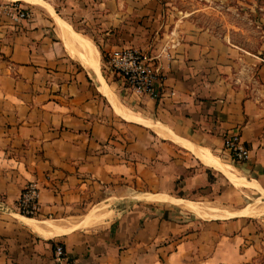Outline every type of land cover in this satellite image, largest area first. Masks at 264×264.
I'll return each mask as SVG.
<instances>
[{
	"label": "crops",
	"instance_id": "crops-1",
	"mask_svg": "<svg viewBox=\"0 0 264 264\" xmlns=\"http://www.w3.org/2000/svg\"><path fill=\"white\" fill-rule=\"evenodd\" d=\"M15 2L30 18L0 14V264H264V214H242L264 207V61L199 26L194 13L169 19L149 0H141L145 28L127 30L115 14L104 31L110 53L141 48L162 73L157 100L106 76L118 99L233 167L248 184L237 188L185 145L124 119L50 13ZM233 133L250 151L241 164L223 148ZM29 182L39 189L34 217L15 210ZM174 200L238 213L202 218ZM111 210L102 223L81 225ZM26 219L61 233L42 235ZM55 245L64 250L60 262Z\"/></svg>",
	"mask_w": 264,
	"mask_h": 264
},
{
	"label": "rangeland",
	"instance_id": "rangeland-1",
	"mask_svg": "<svg viewBox=\"0 0 264 264\" xmlns=\"http://www.w3.org/2000/svg\"><path fill=\"white\" fill-rule=\"evenodd\" d=\"M39 1L41 7L24 5L32 9L39 7L47 12L46 8H49L60 21L67 23L74 31L89 38L98 50L100 72L108 84L111 81L107 80L106 76L110 73L105 67L104 54H108L106 51H109V48L104 47L103 36L104 31L112 30L110 28L112 18L115 14L124 16L123 25L127 30L145 28L144 16H140V12L147 3L142 5L141 0H134L133 3L131 0ZM148 3H151V7L155 6L154 8L168 16L169 19L178 17V13H194L191 17L199 26L209 28L214 35L225 37L231 44L241 48L247 54L260 57L264 61V0H149ZM137 38L144 39L139 36ZM111 53L109 51V54ZM120 98L123 101L118 100L121 104L123 103V106H129L130 101L127 97L120 96ZM203 204L225 209L211 203L204 202Z\"/></svg>",
	"mask_w": 264,
	"mask_h": 264
},
{
	"label": "bare ground",
	"instance_id": "bare-ground-1",
	"mask_svg": "<svg viewBox=\"0 0 264 264\" xmlns=\"http://www.w3.org/2000/svg\"><path fill=\"white\" fill-rule=\"evenodd\" d=\"M16 1V0H15ZM10 1V2H15ZM21 2H24L26 4L32 5V6H39L41 7V2L39 0H18ZM45 8V7H44ZM50 15L54 18L56 24L58 25L60 29L61 37H63L70 45V49L72 52L75 53L76 58L81 62V64L90 71L94 78L96 79L97 83L99 84V88L102 91V93L109 99L111 104L113 105L114 109L126 120L128 121H135L138 123H142L145 126L153 129L159 136L163 138L172 139L174 142L185 145L187 148L192 150L194 154L200 158L203 162L206 164H210L215 166L216 168L222 170L226 176L229 178V181L237 188H241L242 185L248 186L247 183H242V180L237 178L235 175L237 172L234 170L233 167L229 165H224L218 161L214 155H212L208 150L194 147L193 145L186 144L182 142L181 140H178L172 136H169L165 134V132L162 130L160 125L157 123H153L145 120L142 116L137 114L136 112L132 111L131 109L123 106L120 101L118 100L115 93L109 88L107 83L105 82L101 72H100V59H99V53L94 46V44L87 39L86 37L76 33L67 23L62 22L59 20L58 17H56L54 14H52L51 10L49 8H46ZM54 22V21H53ZM219 170V171H220ZM221 173V172H220ZM239 175V174H238ZM147 199L150 200H157V201H168V198L165 196H155V197H147ZM172 203H175L179 205L182 209L185 211L196 213L202 218H227L236 215L238 212H229L227 210L214 208L210 206H206L203 203H196L191 201H171ZM259 205V204H258ZM257 205V206H258ZM253 207L250 206L242 212V214L248 215L250 217H258L264 214V207ZM243 209V208H242ZM240 210V209H239ZM236 211V210H235ZM113 211H106V212H96L93 211V213L86 216L82 222V226L88 227L95 225L99 223L104 218L112 217ZM26 223L35 229L39 231L42 235H52L54 233H61V231H58L56 229L52 228L49 230L42 229L37 223L33 220L26 219ZM107 222V221H106ZM102 223V221H101ZM61 230V229H60Z\"/></svg>",
	"mask_w": 264,
	"mask_h": 264
},
{
	"label": "built area",
	"instance_id": "built-area-1",
	"mask_svg": "<svg viewBox=\"0 0 264 264\" xmlns=\"http://www.w3.org/2000/svg\"><path fill=\"white\" fill-rule=\"evenodd\" d=\"M0 14L12 22L24 21L30 18V12L17 2L0 1ZM106 70L116 77L120 84L139 95L151 99L159 98L158 83L162 79L161 69L155 59L148 52L128 47L107 54ZM223 148L230 155L233 162L241 164L250 158V151L246 148L237 133L223 137ZM15 210L19 215L34 217L39 212V189L35 182H29L20 192ZM64 250L61 245L53 247V257L60 262Z\"/></svg>",
	"mask_w": 264,
	"mask_h": 264
},
{
	"label": "trees",
	"instance_id": "trees-1",
	"mask_svg": "<svg viewBox=\"0 0 264 264\" xmlns=\"http://www.w3.org/2000/svg\"><path fill=\"white\" fill-rule=\"evenodd\" d=\"M102 55H103V53H102ZM105 55V58H104V62H106L107 61V55L106 54H104Z\"/></svg>",
	"mask_w": 264,
	"mask_h": 264
}]
</instances>
